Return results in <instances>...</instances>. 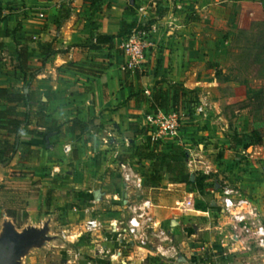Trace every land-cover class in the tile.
I'll list each match as a JSON object with an SVG mask.
<instances>
[{"label": "crops", "instance_id": "0c3cea01", "mask_svg": "<svg viewBox=\"0 0 264 264\" xmlns=\"http://www.w3.org/2000/svg\"><path fill=\"white\" fill-rule=\"evenodd\" d=\"M263 19V0H0V88L33 97L29 104L0 100V111L15 107L21 118L29 112L31 121L24 122L19 137L39 152L38 158L25 163L15 157L11 172H18L16 179H23L24 173L42 176L47 182L42 191L49 198L53 189L48 186L59 188L60 182L47 174L58 165L72 168L61 190L83 201L95 200L94 215L86 206L79 220L70 214L68 222L56 225L62 229L61 240L71 245L67 253L73 263L152 264L159 258L171 264L186 245L199 246L204 240L217 250L226 240L225 185L242 197H252L257 210L263 208L264 111L244 108L230 120L214 100L220 82L217 70L228 60L225 37ZM134 28L146 30L152 43L142 73L121 69V44ZM97 36L115 39L96 44ZM20 51L26 56L24 72ZM197 94L198 105L207 104L204 113L186 102ZM175 98L180 104V137L153 142L143 129L144 118L162 105L175 109ZM39 109L45 121L55 120L61 127L47 147L41 138L26 135L27 129L35 128ZM5 137L6 130L0 128V139ZM136 144H141L139 152L133 153ZM66 146L71 154L64 151ZM152 151L163 156H148ZM119 154H126L124 162L139 170L145 182L142 190L156 197L155 221L172 240L160 243L153 237L164 256L156 246L122 245L115 238L111 224L126 221L115 184ZM209 171L219 173L218 179L209 177ZM190 199L188 211L181 206ZM90 219L100 221L102 229L69 239ZM5 224L0 220V236ZM43 239L38 235L31 250ZM100 248L109 254L99 255ZM30 259L37 260L35 255Z\"/></svg>", "mask_w": 264, "mask_h": 264}, {"label": "rangeland", "instance_id": "374dc122", "mask_svg": "<svg viewBox=\"0 0 264 264\" xmlns=\"http://www.w3.org/2000/svg\"><path fill=\"white\" fill-rule=\"evenodd\" d=\"M225 40L228 42L226 51L228 60L221 69L217 70V78L220 81L214 98L217 107L220 106V109L226 112V116L230 120L234 119L235 111L244 108L264 111V19L252 24L246 30H232ZM260 88L262 89L260 94L252 96ZM216 94H221L224 97L219 100ZM198 96V94L189 96L186 102L199 106ZM143 129L148 134L149 129L146 125ZM137 145L141 144H136L134 146L136 149ZM71 152L70 150L69 154ZM137 152H139V148L133 151V153ZM143 153L146 154V152ZM119 157L121 158L120 163H122L128 156L119 154ZM243 157L241 156V159L246 163L247 158ZM120 163L116 165L117 177L115 181L120 213L127 220L131 216L129 207L140 205L146 200L151 201L154 211L157 203L155 195H149L144 190H134L131 187L123 186ZM129 164L136 170L135 165ZM139 166L143 168L142 165ZM13 169L14 167L10 163L0 164V220H4L6 223L2 227L3 233L0 240L7 239L10 234L27 240L19 255L14 258V264H75L72 261V254L67 253V247L71 245L60 238L62 231L60 224L68 222L70 214L75 217L73 219L79 220L80 211L86 209V206L90 209L95 207V200L83 201L80 196H72L61 190V185L68 178L69 171H74L72 168L58 165L52 170L53 174H51L52 172L47 174L52 175L49 179L60 182L59 188L48 186L53 189L49 198L44 196L45 192L42 191L47 188V182L41 180L42 176L33 178L32 175L35 174L24 173L23 179H16L19 174L11 172ZM57 169L60 170L58 174L55 172ZM261 173L264 176V170ZM201 175L203 174L201 173ZM208 175L218 179L219 173L213 174L209 171ZM49 183L52 184V182ZM220 183L223 185V182ZM144 184L143 180V186ZM248 198L254 201L252 197ZM184 202L181 207L190 211L193 200ZM106 203L110 202L106 201ZM262 204L263 208L260 210H257L252 204L249 209H237L232 214L224 211V219L227 222L226 232H224L226 240L218 245V249L215 250L216 248L206 240L199 246L186 245L184 251H178L171 264H264V244L260 246L259 237L255 234L258 227L264 228V196ZM38 207L41 208L39 214L35 212ZM96 212L97 210L91 209L90 215L92 216ZM240 215L245 216V223L248 225L250 233L242 232V228L235 229L237 224L235 217ZM203 216L206 215L203 214ZM57 223L60 224L56 226ZM40 234L44 236V239L31 250L30 245L35 243L34 239ZM151 240L150 246L157 247L158 245L153 243L155 242L153 237ZM24 253H27V256ZM32 255H35L37 260L30 262ZM152 264H165V262H161L159 258H153Z\"/></svg>", "mask_w": 264, "mask_h": 264}, {"label": "built area", "instance_id": "2783aa9c", "mask_svg": "<svg viewBox=\"0 0 264 264\" xmlns=\"http://www.w3.org/2000/svg\"><path fill=\"white\" fill-rule=\"evenodd\" d=\"M39 18L43 19V13L39 14ZM152 43L149 40V34L146 30L134 28L127 38L121 44L123 51L124 62L121 69L125 72L142 73L147 69V53ZM207 107L206 103H202L196 107L197 113H204ZM145 125L148 127L149 137L153 142L160 143L167 140H177L181 134L180 117L176 110L155 108L151 113L144 118ZM70 146H66L64 151L70 152ZM120 171L123 183L125 186L131 187L134 190L143 189V179L135 169L128 163L122 162L120 164ZM56 173H60L56 170ZM223 193V209L228 214H232L234 210L249 209L252 204L248 198H244L237 194V192L229 187H225ZM131 216L127 218L125 223L121 225L111 224L114 229L116 240L122 245H138L140 248L150 247L151 238L160 239V243L171 244V238L165 231L161 230L155 221L153 206L150 200L143 201L140 205L129 207ZM237 222L235 229L242 228V232H249L247 224L245 223V216L240 215L235 217ZM121 226V227H120ZM102 229L101 222L97 219H90L84 225V230L77 234L69 235V239L74 240L82 237L85 234H93ZM257 233L259 237L260 246L264 244V228L258 227ZM250 233V232H249ZM62 238L66 239L67 235L62 234ZM104 240H110L109 237H104ZM163 245V244H162ZM153 246V245H152ZM158 245L155 250L161 255H165L163 248ZM162 247V246H161ZM99 255L109 254L105 248L98 250ZM114 258L115 256H111Z\"/></svg>", "mask_w": 264, "mask_h": 264}, {"label": "trees", "instance_id": "16d2710c", "mask_svg": "<svg viewBox=\"0 0 264 264\" xmlns=\"http://www.w3.org/2000/svg\"><path fill=\"white\" fill-rule=\"evenodd\" d=\"M113 39H115L114 36H97L96 44L111 43ZM19 58L21 62V70L24 72V65L26 63L25 52L20 51ZM0 100H5L9 104H29L33 101V97H31L30 94H16L0 88ZM159 107L162 109H168L167 106L164 105ZM179 107V101L175 98L174 110L177 111V108ZM45 118V114L39 109L36 114L35 128L27 129L26 135L41 138L44 147H47L49 138L54 134L60 133L61 127L57 121L53 120L47 122L45 121ZM30 121L29 112L24 115V118H21L18 116V113H16L15 107H8L5 111H0V128L6 130L7 134V137L0 139V164H8L15 157H18L20 163L29 162L32 159L38 158L39 152L33 150L29 145L22 143L19 137L24 122L29 125ZM9 137L14 139L13 142L8 139ZM154 155L163 156L161 153H156L155 151H152L148 156Z\"/></svg>", "mask_w": 264, "mask_h": 264}, {"label": "water", "instance_id": "95a60500", "mask_svg": "<svg viewBox=\"0 0 264 264\" xmlns=\"http://www.w3.org/2000/svg\"><path fill=\"white\" fill-rule=\"evenodd\" d=\"M27 240L10 234L7 239L0 240V264H14V258L19 255Z\"/></svg>", "mask_w": 264, "mask_h": 264}]
</instances>
